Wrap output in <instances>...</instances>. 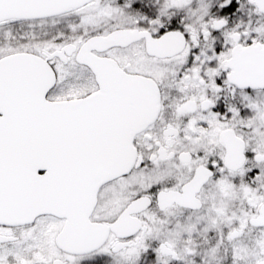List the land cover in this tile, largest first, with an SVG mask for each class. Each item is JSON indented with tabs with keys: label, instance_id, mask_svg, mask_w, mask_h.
<instances>
[{
	"label": "snow or ice",
	"instance_id": "6c2138e0",
	"mask_svg": "<svg viewBox=\"0 0 264 264\" xmlns=\"http://www.w3.org/2000/svg\"><path fill=\"white\" fill-rule=\"evenodd\" d=\"M0 264H264V0H0Z\"/></svg>",
	"mask_w": 264,
	"mask_h": 264
}]
</instances>
